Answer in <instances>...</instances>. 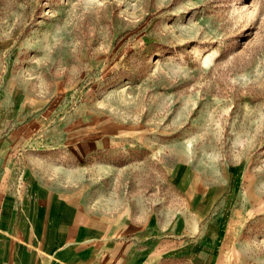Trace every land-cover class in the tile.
<instances>
[{"label":"rangeland","instance_id":"1","mask_svg":"<svg viewBox=\"0 0 264 264\" xmlns=\"http://www.w3.org/2000/svg\"><path fill=\"white\" fill-rule=\"evenodd\" d=\"M23 103L110 215L185 213L180 172L264 264V0H0V143Z\"/></svg>","mask_w":264,"mask_h":264},{"label":"crops","instance_id":"2","mask_svg":"<svg viewBox=\"0 0 264 264\" xmlns=\"http://www.w3.org/2000/svg\"><path fill=\"white\" fill-rule=\"evenodd\" d=\"M16 108L19 125L0 143V264L234 263L225 218L206 215L214 201L180 172L185 213L180 204L163 220L154 211L110 215L83 169L35 150L47 124L20 116L36 108Z\"/></svg>","mask_w":264,"mask_h":264}]
</instances>
